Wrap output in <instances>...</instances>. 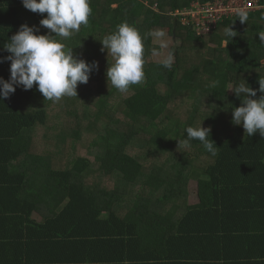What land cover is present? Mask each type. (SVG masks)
Listing matches in <instances>:
<instances>
[{
    "label": "trees",
    "instance_id": "trees-1",
    "mask_svg": "<svg viewBox=\"0 0 264 264\" xmlns=\"http://www.w3.org/2000/svg\"><path fill=\"white\" fill-rule=\"evenodd\" d=\"M193 1L0 0V264H200L241 216L224 264H264V12L199 35Z\"/></svg>",
    "mask_w": 264,
    "mask_h": 264
},
{
    "label": "crops",
    "instance_id": "crops-1",
    "mask_svg": "<svg viewBox=\"0 0 264 264\" xmlns=\"http://www.w3.org/2000/svg\"><path fill=\"white\" fill-rule=\"evenodd\" d=\"M201 200L198 195V184L193 183L189 189V206H198ZM27 215L24 216L26 218ZM250 217H242L239 222H231L226 219V222L220 223L214 220H208L198 224L201 228H214L218 224L219 230L202 233L196 236L195 250L199 256L200 264H224L230 255H239V257L249 258V256H258L255 249H250L249 243L256 242L258 239L253 237L252 225L258 224L256 221L252 222ZM30 221L36 225L44 224L43 218L37 214L30 215ZM206 224V225H205ZM259 225V224H258ZM257 237V236H256ZM227 241H229L230 247ZM258 242V241H257ZM242 247V248H241ZM1 256V254H0ZM254 257V256H253ZM258 258V257H256ZM196 263V262H195ZM69 264V263H67Z\"/></svg>",
    "mask_w": 264,
    "mask_h": 264
},
{
    "label": "built area",
    "instance_id": "built-area-1",
    "mask_svg": "<svg viewBox=\"0 0 264 264\" xmlns=\"http://www.w3.org/2000/svg\"><path fill=\"white\" fill-rule=\"evenodd\" d=\"M256 11L264 12V0H213L205 4L195 0L189 9L177 10L174 15L202 35L213 32L225 19Z\"/></svg>",
    "mask_w": 264,
    "mask_h": 264
},
{
    "label": "rangeland",
    "instance_id": "rangeland-1",
    "mask_svg": "<svg viewBox=\"0 0 264 264\" xmlns=\"http://www.w3.org/2000/svg\"><path fill=\"white\" fill-rule=\"evenodd\" d=\"M153 43L159 47H161V52L158 54H154L152 56L153 61L155 62H163V63H173L175 61V54H174V48L177 45L176 40L171 35L170 31L167 29L162 34H158L154 40ZM226 45V44H224ZM223 45V46H224ZM71 54V53H70ZM61 95L67 96L69 95L70 91L67 89V87H63L61 89H58ZM229 93H233V86H229ZM76 101V100H75ZM77 102V101H76ZM80 102H78V105ZM87 143V142H85ZM88 147L81 148L79 151V154L83 157L88 155Z\"/></svg>",
    "mask_w": 264,
    "mask_h": 264
},
{
    "label": "water",
    "instance_id": "water-1",
    "mask_svg": "<svg viewBox=\"0 0 264 264\" xmlns=\"http://www.w3.org/2000/svg\"><path fill=\"white\" fill-rule=\"evenodd\" d=\"M176 24H177V22L175 21V28H176Z\"/></svg>",
    "mask_w": 264,
    "mask_h": 264
}]
</instances>
